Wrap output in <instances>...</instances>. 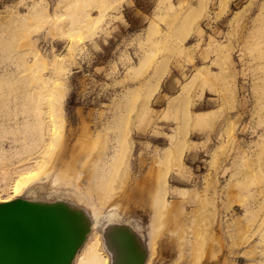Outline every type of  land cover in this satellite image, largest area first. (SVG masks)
I'll return each mask as SVG.
<instances>
[{
  "label": "rangeland",
  "instance_id": "rangeland-1",
  "mask_svg": "<svg viewBox=\"0 0 264 264\" xmlns=\"http://www.w3.org/2000/svg\"><path fill=\"white\" fill-rule=\"evenodd\" d=\"M20 172L116 205L148 264H264V0H0L1 198Z\"/></svg>",
  "mask_w": 264,
  "mask_h": 264
},
{
  "label": "water",
  "instance_id": "water-1",
  "mask_svg": "<svg viewBox=\"0 0 264 264\" xmlns=\"http://www.w3.org/2000/svg\"><path fill=\"white\" fill-rule=\"evenodd\" d=\"M88 212L73 201L16 198L0 202V264H71L91 231ZM114 264H147L144 239L116 223Z\"/></svg>",
  "mask_w": 264,
  "mask_h": 264
},
{
  "label": "bare ground",
  "instance_id": "bare-ground-1",
  "mask_svg": "<svg viewBox=\"0 0 264 264\" xmlns=\"http://www.w3.org/2000/svg\"><path fill=\"white\" fill-rule=\"evenodd\" d=\"M162 5V4H161ZM100 7H103V6H100ZM99 8V7H98ZM160 8V7H159ZM101 9V8H100ZM101 10H103V9H101ZM100 11V10H99ZM86 13V12H85ZM82 14H84V13H82ZM87 15V16H86ZM100 15V16H99ZM98 15V17L96 18V19H94V18H92L91 16H92V14H90V12L89 13H87V14H84L83 16L84 17H82V19L84 20V22H83V26L85 27V29L86 28H90L91 27V25H95V23H97L98 21L99 22H101L102 21V19L101 18H103L102 16H105L106 15V12H105V10H103V12H101V14H99ZM85 16H86V18H85ZM85 18V19H84ZM82 19H80L81 21H83ZM80 20H79V22H80ZM93 20V21H92ZM101 20V21H100ZM82 23V22H81ZM82 25V24H81ZM154 25V24H153ZM82 26V27H83ZM79 28H81V27H79ZM82 29V28H81ZM77 31V30H76ZM38 53V52H37ZM39 54V53H38ZM37 59L39 58V56L38 57H36ZM65 58V57H64ZM60 60V59H59ZM62 60V59H61ZM147 61V60H146ZM146 61H144L145 63H147ZM63 62V61H62ZM143 62V63H144ZM144 63V64H145ZM144 64H142L141 63V65H140V67H142V65H143V67H144ZM146 65V64H145ZM161 69V68H160ZM160 69H158V71H160ZM161 73H160V75L162 76V70L160 71ZM164 73V72H163ZM158 74H159V72H158ZM161 78V77H160ZM158 80V79H157ZM157 82H159V81H157ZM55 83V82H54ZM57 84V83H56ZM52 86H53V83H52ZM54 86H56V85H54ZM53 86V87H54ZM57 86H59L58 84H57ZM56 86V87H57ZM55 87V88H56ZM58 89V88H57ZM56 89V90H57ZM55 90V89H54ZM54 90H50L51 91V93L54 91ZM54 92H56V91H54ZM48 93H50V92H48ZM56 94V93H55ZM52 95V94H51ZM58 95V91H57V94H56V96ZM61 94H59L58 95V97L60 96ZM64 95V94H63ZM52 96H54V95H52ZM56 96H54V97H56ZM47 97H49V102H47V103H49L50 104V102H51V99L52 98H54V97H52L51 98V96H49V94H47ZM64 97V96H63ZM51 98V99H50ZM48 99V98H47ZM55 99V101H57L56 99L57 98H54ZM60 99H61V96H60ZM60 99H58V100H60ZM54 101V100H53ZM52 101V102H53ZM54 101V102H55ZM51 102V103H52ZM53 102V103H54ZM52 103V104H53ZM57 104H58V102H56ZM51 106H53V108H56V106L54 107V105H51ZM48 108H50L49 106H48ZM47 110V109H46ZM51 110H52V112L54 111V109H52L51 108ZM48 111H50V110H48ZM45 112V111H44ZM52 112H48V113H52ZM48 113H45V114H47V116H51V114H48ZM53 116H51L52 118H53V121L55 120L54 119V115H55V113L54 114H52ZM51 117H48V118H51ZM44 118V117H43ZM44 120H45V118H44ZM49 120L50 119H47V121H48V123H49ZM56 120H57V118H56ZM55 120V121H56ZM54 121V122H55ZM50 123H52V121H50ZM56 123V122H55ZM46 123H44L43 122V125H45ZM49 125V124H48ZM52 125V124H51ZM55 125H57V124H54V127H55ZM50 127V126H49ZM53 127V128H54ZM45 128V127H44ZM57 129V126H56V128H55V130ZM46 130V129H45ZM48 130V129H47ZM50 130V129H49ZM54 130V129H53ZM54 130V131H55ZM54 131H53V133L51 132V133H49L50 135L51 134H54ZM48 132V131H47ZM56 132V134H55V137L57 136V132L58 131H55ZM42 134H43V132H42ZM61 135V134H60ZM60 135H59V137H60ZM51 136H53V138H50V140L51 139H54V141H56V138L58 137H54V135H51ZM41 137H43V136H41ZM124 137H126V136H124ZM124 139V138H123ZM122 139V140H123ZM180 139V138H179ZM58 140V139H57ZM126 140V139H125ZM128 140V139H127ZM126 140V141H127ZM131 139H129V141H130ZM52 141V140H51ZM50 141V142H51ZM126 141H123V142H126ZM182 141V143H186V142H183V140H181ZM185 141V140H184ZM49 142V143H50ZM53 142V141H52ZM52 142H51V144H49V146L50 145H52ZM121 142V141H120ZM119 142V143H120ZM123 142H121V144L123 143ZM179 143V146H180V144H181V146H182V143H180V141L178 142ZM178 143L176 144V146H178ZM45 144V143H44ZM126 144V143H125ZM175 144V143H174ZM54 145V144H53ZM52 145V146H53ZM123 145V149H122V151H124V144H122ZM122 145H121V147H122ZM128 145H130V144H126L125 146H126V148H127V146ZM185 145V147H186V144H184ZM184 145H183V150H185L184 148ZM179 146H178V148H179ZM187 146H188V143H187ZM131 147H132V145H131ZM131 147H129V148H131ZM46 148H49L50 149V147H46ZM177 147H176V150L179 152V153H176V151H175V153L176 154H178V155H181L184 151L183 150H181L182 148H179L178 149ZM173 149V148H172ZM47 150V149H46ZM51 150V149H50ZM126 151H127V149H125ZM169 150H171V148L169 147ZM168 150V148H167V151H164L163 153L165 154V152H167V156L165 155V159H166V157H168V153L170 152V155H171V153H172V155H173V153L174 152H171V151H169ZM122 151H120V152H122ZM126 151H124L122 154H124ZM131 151V150H130ZM169 151V152H168ZM173 151V150H172ZM183 151V152H182ZM129 152V151H128ZM180 152H181V154H180ZM127 153V152H126ZM126 153H125V157L126 158H128V156H129V154H130V152H129V154H128V156L126 155ZM175 153H174V156H176L175 155ZM43 154H47V152L45 153V151H43ZM42 154V156L43 157H45V155H43ZM121 154V153H120ZM170 155H169V162H174V159H176V158H174V157H172V155H171V157L173 158V159H171V157H170ZM182 156L183 155H181V156H179V157H181V159H182ZM47 157V156H46ZM116 157H117V155H116ZM122 159H123V157H122V155L120 156ZM177 157V156H176ZM42 158V157H41ZM120 158V159H121ZM178 158V157H177ZM44 159V158H43ZM118 159V158H117ZM171 159V160H170ZM36 161V162H35ZM35 164H36V167H37V165L39 164V159L38 158H36L35 159ZM43 162H44V160H42ZM46 162V161H45ZM44 162V163H45ZM181 162V161H180ZM38 163V164H37ZM44 163H40L41 165H43ZM40 164L38 165L39 166V168H40ZM171 165L173 166L174 164H172L171 163ZM35 166V165H34ZM44 166V165H43ZM47 168H48V165H47V163H46V165H45ZM44 166V167H45ZM31 168H32V166H30ZM30 167H28L27 169L29 170V168ZM44 168V172H41V174L43 173H46V169L47 168ZM43 168V167H42ZM26 169V170H27ZM31 170V169H30ZM36 170V169H35ZM37 171H38V168H37ZM40 171H41V169H40ZM27 172H29V171H27ZM47 172L48 173H46V174H50V170H47ZM168 172H170V171H168ZM179 172V171H178ZM31 173V172H30ZM37 173V172H36ZM40 173V172H39ZM81 173H82V171H81ZM167 173V172H166ZM24 172H20L19 173V177L17 178V180H16V183H15V185H14V190H13V195H11L10 197H0V202H3V201H9V200H12V199H16V198H19L20 197V195H22V193H24V192H28L30 189H29V187H28V189L25 191V188H23V187H25L26 186V184H23L24 182H26V183H29V182H31L33 179H31V181H30V179H28L29 180V182H27V181H24L25 180V178H24ZM29 174V173H28ZM42 174V175H43ZM78 174V173H77ZM76 174V175H77ZM83 174V173H82ZM167 174H169V173H167ZM38 175H40V174H38L37 173V176ZM45 175V174H44ZM43 175V176H44ZM27 176V175H26ZM29 176V175H28ZM33 177V176H32ZM45 177H48L47 175H45ZM77 178H78V175L76 176ZM75 177V179H77ZM165 178H166V181L165 182H167V177L166 176H164ZM162 178V179H164L165 180V178ZM34 178H36V177H34ZM40 178H41V175H40ZM39 178V179H40ZM63 178V177H62ZM66 178V177H65ZM80 178H81V180H82V177H79V179L78 180H80ZM37 179H38V177H37ZM37 179H34V180H37ZM60 179V178H59ZM64 179V178H63ZM67 179V178H66ZM70 179H72V178H70ZM75 179H74V181H75ZM65 180V179H64ZM67 180H69V179H67ZM80 180V181H81ZM66 181V180H65ZM77 181V180H76ZM80 181H78L79 182V186H80ZM78 182H77V185H78ZM24 185V186H23ZM33 185V184H32ZM23 186V187H22ZM30 187H31V185H30ZM43 189V188H42ZM145 194V193H144ZM164 194V193H163ZM139 195H141V193L139 194ZM71 196H74V197H71V198H60V199H64V200H69V201H73L74 203H76V204H78L79 206H81L82 208H84L87 212H88V214H89V216H90V218H91V222H92V226H91V230L93 231L94 229H95V227H96V225H97V227H99V231H91L92 232V234L90 233L89 234V236L86 238V240H85V242L83 243V245L81 246V248L79 249V251L77 252V254H76V256H75V258H74V260H73V262L71 263V264H114L115 263V261L117 260V258L119 257V254H120V250H119V246L117 245V242L115 241V237H114V235H113V226H114V224H116V223H121V222H123L122 221V219H119V218H117L116 216H117V214L115 213V209H117V206L115 205L114 206V210H113V213H109L104 219H103V221H102V217H99L98 215H99V212H101V208H103V207H105L106 206V204H107V202H104V200H102L101 199V196H99L98 194H97V201H98V208H96V209H92V211H91V209L89 208V207H87L86 205H84V204H82L81 203V201H80V199H83V200H85V201H87V199L88 198H86L84 195H83V193L82 192H76L75 191V193H74V195H71ZM166 196H167V193H166ZM76 197L77 198H80V199H76ZM145 197V196H144ZM72 198H74V199H72ZM141 198V196L139 197V199ZM143 198V197H142ZM166 197H165V194H164V196L162 197V198H160L159 199V201H160V203L162 202V205H163V207L166 205V199H165ZM139 201H142V200H139ZM139 201H138V204H139ZM144 201H146V200H144ZM158 201V202H159ZM88 202V201H87ZM105 203V204H104ZM128 203V202H127ZM142 203H143V201H142ZM141 203V204H142ZM159 203V204H160ZM130 204V203H129ZM158 204V205H159ZM143 205V204H142ZM157 205V206H158ZM162 205H160V207H158L159 208V210L161 209V207H162ZM129 206V205H128ZM137 207V206H136ZM138 207H139V205H138ZM140 207H141V205H140ZM146 206H144V208H145ZM162 207V208H163ZM166 207V206H165ZM141 208H143V207H141ZM146 209V211L149 209H147V208H145ZM164 209V208H163ZM118 210V209H117ZM144 212V211H143ZM146 213V212H145ZM146 215V214H145ZM154 217V216H153ZM155 219H156V217H154ZM154 219V220H155ZM155 221H157L156 222V225H157V223H159L158 221L159 220H155ZM155 221H154V223H155ZM126 224H131V223H129V222H127ZM153 224V223H152ZM132 225V224H131ZM154 226V227H157V226ZM152 226L153 225H151V229L153 230V228H152ZM134 228V227H133ZM138 233H139V235L143 238V232H142V230L138 227V228H134ZM151 229H150V231H151ZM101 232V233H100ZM153 237V236H152ZM154 237H155V235H154ZM154 237H153V239L152 240H154ZM150 240H151V235H150ZM152 240L150 241V242H152ZM155 245V244H154ZM151 246H152V251L154 252V250H153V245H152V243H151ZM191 246H194L195 247V251H196V245L195 244H191ZM192 249H191V251L192 250H194V248L193 247H191ZM155 249V248H154ZM198 251L199 252H203V251H200V249L198 248ZM198 251H197V253H198ZM152 252V253H153ZM193 252V251H192ZM155 253V252H154ZM195 254V252L194 253H191L192 255H197V261H198V258L201 256V253L200 254ZM204 254V253H203ZM203 254H202V257H200L199 258V260H201L202 258H203ZM194 255V256H195ZM198 255H200L199 257H198ZM193 256H191V259L192 260H194V258H196V257H194V258H192ZM152 259V258H151ZM151 261V260H150ZM196 261V262H197ZM195 261H192V263L193 264H196V262L194 263ZM199 262V261H198ZM197 262V263H198ZM149 263V259H148V261H147V264ZM200 263V262H199ZM198 263V264H199Z\"/></svg>",
  "mask_w": 264,
  "mask_h": 264
}]
</instances>
